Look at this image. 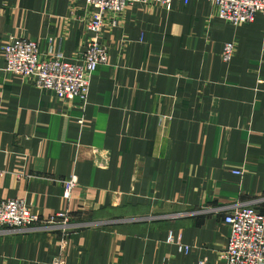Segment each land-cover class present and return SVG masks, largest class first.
<instances>
[{
  "label": "crops",
  "instance_id": "obj_1",
  "mask_svg": "<svg viewBox=\"0 0 264 264\" xmlns=\"http://www.w3.org/2000/svg\"><path fill=\"white\" fill-rule=\"evenodd\" d=\"M91 10L82 0H0V45L30 38L44 55L77 61ZM113 16L86 104L7 73L0 54V197L25 199L44 221L1 232L0 264H226L225 213L264 212L263 14L233 25L209 0H171L105 21ZM71 175L64 199L59 180ZM65 212L70 230L46 223Z\"/></svg>",
  "mask_w": 264,
  "mask_h": 264
},
{
  "label": "built area",
  "instance_id": "obj_2",
  "mask_svg": "<svg viewBox=\"0 0 264 264\" xmlns=\"http://www.w3.org/2000/svg\"><path fill=\"white\" fill-rule=\"evenodd\" d=\"M87 7H92L86 30L90 34L89 44L77 61H68L57 52L44 55L40 52L37 41L17 37L0 45V54L4 59V71L19 75L31 81L36 87L54 93L60 99L77 97L86 104L92 73L99 65L108 60V47L102 42L106 27H117L113 16L110 23L104 18L106 12L113 14L124 11L134 3H152L168 6L171 0H82ZM187 3L188 0H183ZM217 8V15L225 22L240 25L254 20L256 13L264 16V0H209ZM234 41L225 42L221 50V59L225 62L234 55ZM239 173V171H234ZM62 186V197L71 199L77 177L71 175L59 180ZM69 212L51 216L49 222L62 219L59 225L63 230H70ZM43 220L32 211L25 199L0 198V233L23 232L38 228L35 225ZM229 226L227 243L222 251L226 264H264V212L252 205H236L224 215ZM74 228L78 225H72ZM171 235H169V240ZM180 252H187L188 246L178 243ZM53 264H67L62 258L55 257ZM196 264H206L199 260Z\"/></svg>",
  "mask_w": 264,
  "mask_h": 264
},
{
  "label": "rangeland",
  "instance_id": "obj_3",
  "mask_svg": "<svg viewBox=\"0 0 264 264\" xmlns=\"http://www.w3.org/2000/svg\"><path fill=\"white\" fill-rule=\"evenodd\" d=\"M15 38H17V37L10 38V39H15ZM10 39H8V40H7L6 42H4L3 44L7 43ZM3 44H2V45H3ZM0 198H6V197H0ZM7 198H8V197H7ZM54 216H55V215H54ZM50 219H51V218H48V219L46 220V223H47V221L49 222ZM61 220H62V219L57 218V219H55V223H60ZM70 220H71V216L68 215V221L70 222ZM42 222H44V221H42ZM42 222H38V223H36L35 225H38V227H40Z\"/></svg>",
  "mask_w": 264,
  "mask_h": 264
},
{
  "label": "water",
  "instance_id": "obj_4",
  "mask_svg": "<svg viewBox=\"0 0 264 264\" xmlns=\"http://www.w3.org/2000/svg\"><path fill=\"white\" fill-rule=\"evenodd\" d=\"M100 223H105V222H99L98 224H100Z\"/></svg>",
  "mask_w": 264,
  "mask_h": 264
}]
</instances>
